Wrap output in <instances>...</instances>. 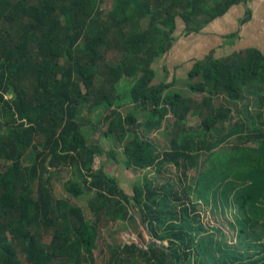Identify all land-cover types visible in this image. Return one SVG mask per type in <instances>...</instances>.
Segmentation results:
<instances>
[{"label":"trees","instance_id":"16d2710c","mask_svg":"<svg viewBox=\"0 0 264 264\" xmlns=\"http://www.w3.org/2000/svg\"><path fill=\"white\" fill-rule=\"evenodd\" d=\"M106 1L0 0V264H95L101 216L134 228L139 216L160 242L146 249L110 244L107 264H206L201 250L215 235L201 224L202 201L218 196L224 183L227 199L237 181L245 185L233 197L236 246L216 264H264V128L250 133L237 121L222 132L233 119L229 105L247 93L264 114V53L205 56L181 81L188 93L176 89L178 79L155 84L153 68L177 40L179 18L184 35L200 34L249 0H113L104 9ZM111 49L118 58L109 62ZM122 80H134L124 104ZM90 110H102L97 121L84 113ZM192 111L200 114L197 129L187 125ZM88 127L95 133L106 127L104 136L122 151L90 143ZM158 130L167 147L146 137ZM102 156L147 172L132 195L103 167L95 169ZM169 166L177 178L166 175ZM62 167L74 170L66 191L89 197L94 223L56 198L52 181ZM41 229H53L49 245Z\"/></svg>","mask_w":264,"mask_h":264},{"label":"rangeland","instance_id":"374dc122","mask_svg":"<svg viewBox=\"0 0 264 264\" xmlns=\"http://www.w3.org/2000/svg\"><path fill=\"white\" fill-rule=\"evenodd\" d=\"M113 3V0H107L103 5V8L110 9L112 8ZM184 28V22L179 18L177 20V40L173 43L169 53L158 60V62L153 65V68L156 71V78L154 80L155 84L162 81L171 83L174 79H178L180 82L176 86V89H182L184 92L188 93L186 83L181 81L186 80L187 74L191 70L193 64L196 60L202 59L203 56L209 52V47H206L205 41L203 40V32L202 34H197V37L194 34L186 36L184 35ZM227 53H230V50L227 48H223V50H214L216 58L221 55H226ZM117 54L118 53L115 50H109L106 54L109 62L116 61L118 58ZM133 84L134 80L120 81L119 91L122 96L121 103H128L129 100L127 91L131 89ZM7 97L11 98L12 95L8 94ZM196 97L199 98V96ZM219 103L220 101L217 102V104ZM233 104V106L229 105L233 111V119L224 124V130L222 132L225 134L228 133L230 128L237 121L244 122L248 128V132L250 133L261 131V129L264 128V114L262 117L258 116L260 110L256 107V96L247 93L245 94L244 100L237 101ZM126 109L127 108L121 109L120 112H126ZM101 112L102 110L84 111L85 114L90 113L93 121H97L99 118L98 115H100ZM139 121H143V113L139 114ZM200 123L201 118L199 111L190 112L187 118L188 127L197 129L200 126ZM87 129L88 131L86 132L90 143L100 144L105 151H109L111 149L122 151L121 148H117V142L113 138H107L104 136L106 127L97 133L92 132L89 127ZM195 132L198 134V137L202 134L201 130H197ZM146 137L160 148L164 146L167 147L166 138L162 134V130L151 132L146 135ZM39 140H41V138ZM117 159L121 161L123 157L119 154ZM3 165H5V161L0 160V169H2ZM95 167H103L109 176L118 177L120 187L130 195H132L133 186L138 181H142L146 177L147 173L144 171L129 170L124 165L116 163L113 159H107L105 156L97 158ZM168 169L169 170L166 175L168 177L177 178L178 172L172 166H169ZM189 174L190 177H195L196 172L191 171ZM73 175V169L62 167V170L54 175L52 181L53 192L57 199L67 201L71 206L80 207L83 210V214L86 219L94 223L96 218L87 207L89 197L87 196L81 199H74L66 191L65 185L68 181L74 179ZM148 176L152 177L153 174L149 173ZM234 183H236L235 188H233V191H230L227 199H223L221 196L223 188L226 187V183H224L219 189L218 196L214 197V199L210 198L208 202L202 201L203 207L199 211L201 213V224L205 227L207 235H215L211 248H204L201 250V252L205 255L204 261L206 264H216L218 260H221L224 252H226L229 248L236 246V234L233 229H231L230 223H233L234 217H236L239 211L234 206L233 197L238 189H242L244 187L245 183L243 181H237ZM200 201L201 200H198L199 203H201ZM132 211L134 214L138 215V211L136 209H132ZM98 219L99 237L96 242V248L92 253L95 264L108 263L110 259L108 246L110 244L117 243L124 245L127 243H135L143 249H146V246L149 244L160 245V242L153 238L148 232L146 226L140 222L139 216L136 218V223L139 224V226L136 224L138 226L137 228H134L131 223L125 224L124 221L112 222L105 216H101ZM37 232L43 243L47 245L51 243L53 229H41ZM163 245L166 246L167 243H164ZM83 253L85 254V258L88 259L89 253L85 251V249H83ZM19 257L23 262H25V257L20 251ZM83 264L89 263L85 262Z\"/></svg>","mask_w":264,"mask_h":264},{"label":"crops","instance_id":"0c3cea01","mask_svg":"<svg viewBox=\"0 0 264 264\" xmlns=\"http://www.w3.org/2000/svg\"><path fill=\"white\" fill-rule=\"evenodd\" d=\"M202 32L206 47H209V52L203 58L207 55L215 57L214 50L223 48L229 49L230 53L218 58L250 48L264 53V0H249L246 6H233L223 17L207 25ZM194 35L197 37V34ZM114 178L118 180V177Z\"/></svg>","mask_w":264,"mask_h":264},{"label":"built area","instance_id":"2783aa9c","mask_svg":"<svg viewBox=\"0 0 264 264\" xmlns=\"http://www.w3.org/2000/svg\"><path fill=\"white\" fill-rule=\"evenodd\" d=\"M95 169H98V168L95 167Z\"/></svg>","mask_w":264,"mask_h":264}]
</instances>
